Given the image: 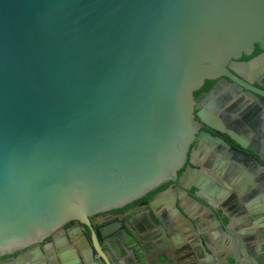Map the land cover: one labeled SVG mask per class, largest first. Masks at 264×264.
<instances>
[{"label":"water","instance_id":"1","mask_svg":"<svg viewBox=\"0 0 264 264\" xmlns=\"http://www.w3.org/2000/svg\"><path fill=\"white\" fill-rule=\"evenodd\" d=\"M257 45L264 51V0H0V255L41 242L70 221L90 229L97 213L174 182L197 138L209 142L202 149L219 142L222 152L245 162L234 160L239 181L187 169L196 174L191 188L201 201L195 206L219 226L218 211L233 220L227 208L232 199L217 180L227 188L233 181L245 194L256 176L258 187L264 186V165L200 131L195 92L219 77L252 88L231 70L259 68L264 55L235 62ZM259 84L263 89L255 96L264 106ZM228 135L264 161L257 140ZM246 166L253 174L242 179ZM162 195L149 200L144 216L150 219L146 228L156 227L169 242L164 226L171 215L155 208ZM215 198L223 201L219 208ZM172 204L171 213L189 223L190 212H180L184 203ZM77 231L83 242L75 232L62 240L76 244L85 264L95 252L97 264H124L112 242L101 244L95 231L90 241L82 228ZM122 233L131 237L126 227ZM247 233L237 234L243 235L244 255L252 256ZM60 242L47 247L59 249ZM201 243L207 256L210 238L203 235ZM167 249L159 252L174 259ZM156 257L163 262V253Z\"/></svg>","mask_w":264,"mask_h":264},{"label":"flooded vegetation","instance_id":"2","mask_svg":"<svg viewBox=\"0 0 264 264\" xmlns=\"http://www.w3.org/2000/svg\"><path fill=\"white\" fill-rule=\"evenodd\" d=\"M261 55H264V51L257 45L252 55H244L235 62H248ZM263 68L264 63L259 68L237 66L235 70H231L237 78L252 88H246L243 84L232 81L230 85H227L221 83L222 77H219L214 80H207L195 92V97L197 98L196 119L204 124L200 130L201 132L210 134L209 136H212L215 141L222 139L231 147L252 154L264 165V161L256 154L248 149H242L228 135V132L240 135L247 138L251 143L257 140L261 146V151H264V106L258 102V98L255 96V89H263L259 84L261 82L264 84V73H261ZM208 83H211V85L208 86ZM216 85L219 86L217 92L213 96L208 95V92ZM198 113H201L202 116H199ZM209 115H212V117L210 118ZM210 123L214 127H211ZM206 144H209L208 140L197 138L189 152V159L184 168L179 171L177 179L174 182H166L169 185L165 189L158 191L149 198L150 200L165 194L162 195L163 197L159 200L160 202H157L155 208L161 215L166 213V217H168V214L171 215L172 221L168 222L167 227L164 226L165 235L169 242L162 239V233L155 232L157 231L156 227L146 228V223L150 219L144 215L150 214L149 204L143 206L133 205L126 210L122 209L124 206L92 216L93 227L90 229L78 221H70L41 242L30 244L13 253L0 255V264H70L66 259L71 261L77 258L80 259V262L74 264H85L86 261H83L76 244L70 242L69 238L66 242L62 240L68 233L75 232L77 234L76 238L83 242V238L77 231L78 228H82L86 232L90 241L95 231L101 244L106 240L112 242L116 253L123 259L124 264L127 263L118 248H139L140 246L148 250L145 252L140 250V255L137 254L132 259L133 261L130 260L132 264H154V261L157 264H264V226L262 225L264 224V219H262L264 218V186L258 187V183L262 182L258 180L257 176L253 181L254 187L245 190V194H238L239 185H235V182L232 181V184L228 182L230 188H227L216 178L220 190L227 191V194L224 195L225 198L230 197L232 199L227 208L234 217L233 220H229L222 212L217 210V216L222 222L221 226L216 223L211 213L195 206V203L200 202L201 199L194 195L196 190L191 188L196 174L187 170L189 167L198 168L199 171L206 174H217L219 179L228 181V177L233 178L241 173L236 168L233 169L235 166L234 160L238 165L245 166V162L237 161L230 152H222L223 146L219 142L202 149V145ZM218 159L221 160L218 161ZM252 169L251 166H246L247 173L243 175L242 179L246 178L249 172L253 174ZM234 178L232 180L239 181ZM214 187L218 188L217 184ZM188 195L192 196L189 200L187 199ZM215 199L216 205L214 206L219 208L223 201L218 198ZM161 201H163L162 204ZM173 201L177 202L178 205L184 203V206L180 207V212L184 214L186 211L190 212L186 216L189 223H183L179 213H171ZM120 216H123V218L121 219ZM254 221L258 222L255 224ZM118 225L120 227L115 232H111ZM195 225L197 227H194ZM125 227L131 235L129 238L122 233ZM132 227H134L136 234L133 232ZM223 228L224 230H222ZM102 231L105 232V237H102ZM244 231H248L247 234L251 232L250 236L253 238L255 249L252 250L254 253L252 256L244 255L243 251L247 248L239 240L243 235L237 234ZM133 233L137 236V239L136 236L133 237ZM203 235L210 238L207 256L204 255L201 243ZM229 236L230 239H228ZM55 239L61 240V248L58 249L56 246L47 247ZM249 245L253 247V245ZM165 247H168L167 250L174 253V259L171 258L169 253L159 252V248L165 250ZM37 248L42 250L41 257L36 251ZM106 248L104 247L105 250ZM157 253H163V262L157 261ZM66 255L69 259L64 258ZM88 255L90 256L89 252ZM94 256L96 258V252ZM33 258L38 259L37 262L33 261ZM94 260L87 257L89 264L96 263Z\"/></svg>","mask_w":264,"mask_h":264},{"label":"crops","instance_id":"3","mask_svg":"<svg viewBox=\"0 0 264 264\" xmlns=\"http://www.w3.org/2000/svg\"><path fill=\"white\" fill-rule=\"evenodd\" d=\"M162 203H163V201H161V204H162ZM141 215H142V214H141ZM139 216H140V215H139ZM224 239H226V238H224ZM125 247H126V246H125ZM118 249H119L121 255L124 256V258H125V262H126L127 264H132V262H131L130 260H132L133 258H135L137 254L140 255V250H141V252H145L146 250H148V249L142 248L141 246H140L139 248L129 247V248H123V249L118 248ZM147 252H148V251H147ZM39 255H40V257H41V256H42V253H41V254L39 253ZM39 261L41 262V259H40ZM132 261H133V260H132ZM133 264H134V263H133Z\"/></svg>","mask_w":264,"mask_h":264},{"label":"trees","instance_id":"4","mask_svg":"<svg viewBox=\"0 0 264 264\" xmlns=\"http://www.w3.org/2000/svg\"><path fill=\"white\" fill-rule=\"evenodd\" d=\"M209 85H211V83H208V86H209ZM208 86H207V87H208ZM207 87H206V88H207ZM168 185H169L168 183L163 184V185L160 186L159 188H157V189L153 190L152 192L148 193L146 196H143L142 198H140V199H138V200H136V201H134V202H132V203L126 205V206H125L124 208H122V209H123V210L129 209V208H130L131 206H133V205H141V206H143V205L148 204L149 198H150L152 195H154V194L157 193L158 191H161V190L165 189ZM122 209H121V210H122Z\"/></svg>","mask_w":264,"mask_h":264}]
</instances>
